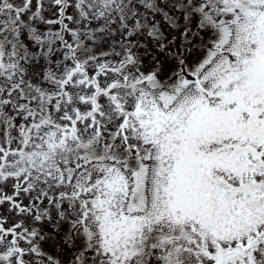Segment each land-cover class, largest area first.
Segmentation results:
<instances>
[{
    "label": "snow or ice",
    "instance_id": "snow-or-ice-1",
    "mask_svg": "<svg viewBox=\"0 0 264 264\" xmlns=\"http://www.w3.org/2000/svg\"><path fill=\"white\" fill-rule=\"evenodd\" d=\"M0 264H264V0H0Z\"/></svg>",
    "mask_w": 264,
    "mask_h": 264
},
{
    "label": "rangeland",
    "instance_id": "rangeland-1",
    "mask_svg": "<svg viewBox=\"0 0 264 264\" xmlns=\"http://www.w3.org/2000/svg\"><path fill=\"white\" fill-rule=\"evenodd\" d=\"M196 55H197V53H196V52H193V53L191 54V58H192L193 60H195Z\"/></svg>",
    "mask_w": 264,
    "mask_h": 264
}]
</instances>
